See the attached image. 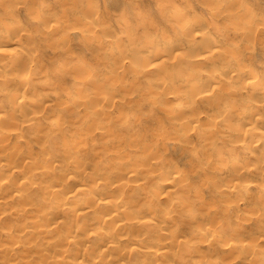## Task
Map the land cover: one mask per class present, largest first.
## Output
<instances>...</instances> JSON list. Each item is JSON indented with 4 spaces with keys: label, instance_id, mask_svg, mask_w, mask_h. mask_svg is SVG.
Returning a JSON list of instances; mask_svg holds the SVG:
<instances>
[{
    "label": "rangeland",
    "instance_id": "obj_1",
    "mask_svg": "<svg viewBox=\"0 0 264 264\" xmlns=\"http://www.w3.org/2000/svg\"><path fill=\"white\" fill-rule=\"evenodd\" d=\"M216 1L0 0V36L14 33V41L4 40L8 53L0 57L2 66L20 54L19 70L8 74L6 93L5 76L0 77L1 110L11 109L9 97H24L29 104L35 95L41 96L39 105L49 98L45 105L48 101L53 109L46 117L36 115L32 132L0 112V157L5 159L0 169V264H53L63 255L66 264H264V150H242L237 142L244 135L253 141L260 137H238L243 133L227 128L229 113L223 109L218 116L208 99L212 93L225 98L221 104L237 102V110L252 106L256 115L250 123L264 130V0ZM203 28L209 38L201 35ZM198 47L203 52L213 47L217 58L190 68L188 61L202 58ZM229 50L237 56H229ZM227 60L226 66L235 70L229 80L221 72ZM24 70L27 83L33 76L30 81L37 80L31 89L26 83L25 93L16 87V75ZM244 72V88L233 100L230 95L239 89L235 86ZM188 73L213 78L205 97L194 94ZM220 77L221 86H212ZM226 80L236 85L228 87ZM252 82L262 84L253 90ZM56 115L62 122L53 127ZM232 115V126L243 118ZM189 122L197 129L186 133ZM222 151L224 163L216 160ZM234 155L243 161L231 167ZM27 177L36 182L26 185ZM70 177L85 185L69 183ZM164 182L169 189L161 192ZM80 187L85 189L79 200L66 199L67 191ZM54 189L60 192L51 193ZM21 190L25 195L18 199ZM99 192L123 204L121 219L112 224L114 233L104 226L91 231L112 240L106 257L97 256L98 240L82 244L81 232L74 231L81 220L70 216L82 197L95 200ZM55 200L63 209L52 206ZM90 209L98 211L95 205ZM103 209L109 215L116 208ZM147 220L151 226L142 228ZM53 222L57 228L50 232L47 223ZM137 236L140 244H135ZM67 238L76 242L68 245ZM155 239L169 245L158 256L147 249L155 248Z\"/></svg>",
    "mask_w": 264,
    "mask_h": 264
},
{
    "label": "bare ground",
    "instance_id": "obj_2",
    "mask_svg": "<svg viewBox=\"0 0 264 264\" xmlns=\"http://www.w3.org/2000/svg\"><path fill=\"white\" fill-rule=\"evenodd\" d=\"M218 1V0H217ZM216 1V2H217ZM213 2V1H212ZM215 2V1H214ZM236 3V2H235ZM217 5V4H216ZM215 6V5H214ZM178 8L179 7H177V9H175V12L174 13H176L177 15H178ZM215 9V8H214ZM181 11V10H180ZM218 11V10H217ZM216 12V11H215ZM180 13V12H179ZM175 14V15H176ZM243 15V14H242ZM240 16V18L242 17L240 14L237 16V17H239ZM244 16V15H243ZM245 16H248V12H247V15H245ZM250 16V15H249ZM248 16V17H249ZM235 19V18H234ZM244 19H246V17H244ZM234 21V20H233ZM246 21V20H245ZM248 21V20H247ZM247 21L245 22V24H244V27H245V25H246V23H247ZM188 22V21H187ZM186 21H185V23H187ZM238 23H239V21H237ZM236 22V27L237 28H240L241 27V24H239L240 25V27L238 26V23ZM181 23V22H180ZM183 23V22H182ZM181 23V24H182ZM244 23V22H243ZM190 24V23H189ZM193 24H196V23H193ZM193 24H192V26H193ZM235 24V23H234ZM11 25V24H10ZM15 25V24H14ZM186 25V24H185ZM248 25H249V23L246 25L247 27L246 28H248ZM187 26V25H186ZM196 27V26H195ZM200 27V26H199ZM250 27V26H249ZM9 28V27H8ZM188 28H190L191 30H193V28H194V26L191 28V25H190V27H188ZM187 28V29H188ZM242 28V27H241ZM240 28V31L242 30ZM246 28H244L243 30H245ZM190 29H188V30H190ZM198 29V28H197ZM196 29V30H197ZM53 30H55V29H53ZM190 30V31H191ZM195 30V31H196ZM200 30V29H199ZM199 30H198V32H199ZM194 32V30L192 31V33ZM200 32H201V35L203 36V37H208L209 38V36H210V34H208V32H205L204 31V28L202 29V30H200ZM244 32V34H246V32L245 31H243ZM10 34V33H9ZM14 34V33H13ZM13 34H11L10 36L9 35H7L6 37L3 35V36H0V57L2 56V55H7V53H8V51H5L4 50V48H3V46L4 45H6V42L7 41H5V44H4V40L5 39H12V38H10L11 36H13ZM200 35V34H199ZM249 36H250V34H248ZM16 37V36H15ZM14 37V38H15ZM252 37V36H251ZM17 38V37H16ZM21 38V37H20ZM20 38H17V39H19L20 40ZM246 38L248 39V40H251V38L249 39L248 38V36H246ZM9 40V41H10ZM13 40V39H12ZM153 40V39H152ZM151 40V41H152ZM209 40V39H208ZM207 40V41H208ZM14 41V40H13ZM12 41V42H13ZM17 41V40H16ZM21 41V40H20ZM150 40H149V42L148 43H150L151 42ZM214 40H212V42H213ZM11 42V41H10ZM210 42H211V40H210ZM214 43V42H213ZM212 43V44H213ZM9 44H11V43H9ZM211 44V43H210ZM211 44V45H212ZM7 45H8V42H7ZM149 45V44H148ZM153 45V44H152ZM155 45V44H154ZM214 45V44H213ZM212 45V46H213ZM150 46V45H149ZM193 46V45H192ZM210 45L208 44V47H209ZM158 47V46H157ZM160 47V46H159ZM173 47V46H172ZM195 47H197V46H195ZM211 47V46H210ZM150 48V47H149ZM156 48V47H155ZM193 48V47H192ZM213 48V47H212ZM209 49V50H206L205 52H203V50H205V49H203V48H197V50H198V52H200V51H202L203 53H201V55H200V53H198L202 58H199L200 59V61H198V62H195V63H193V62H191L192 64H189V62L190 61H188V65L190 66V68L192 67V68H195V67H197V68H199L200 66H202V67H204V63L205 62H207L208 61V58H213V57H216V55L218 54V53H216V51H215V49ZM159 49V48H158ZM172 49V48H171ZM194 50H196V48H193ZM192 49V50H193ZM208 49V48H207ZM200 50V51H199ZM161 51V50H160ZM231 50H229V52H230ZM235 53H234V52ZM232 52H230V54H229V56H231V57H233L234 55H235V57L237 56V54H236V50H233ZM7 52V53H6ZM5 53V54H4ZM10 53H11V51H10ZM13 53V52H12ZM231 53H233V56L231 55ZM147 54H149V55H151L149 52L147 53ZM197 54V55H198ZM221 55H224L225 53L223 52V54L222 53H220ZM14 55V54H13ZM148 55V56H149ZM221 55H219V58H221ZM12 56V55H11ZM143 57H142V61H145V60H143V58H145L144 57V55H142ZM200 56H198V57H200ZM229 56L227 57L226 55H225V59L226 58H229ZM10 57V56H9ZM139 57H141V56H139ZM138 57V58H139ZM153 57V56H152ZM152 57H151V59H152ZM7 59H8V57H6ZM18 58H20V54L18 53V55H14V56H12V57H10V63H8L6 66H2V63L0 62V77H3V76H5L4 77V79H3V83H4V85H3V91H5L6 89H7V84H9V80L10 79H8L10 76H8V74H10V73H12V72H15V70H13L12 71V69L13 68H17L18 67ZM137 58V59H138ZM217 58V57H216ZM215 58V59H216ZM223 58V57H222ZM221 58V59H222ZM133 59H136V58H133ZM136 59V60H137ZM207 59V60H206ZM214 59V58H213ZM213 59H211V61L212 62H214L213 61ZM221 59H220V61H221ZM1 60V59H0ZM140 60V59H139ZM154 60H155V58H154ZM141 60L139 61V63L140 62H142ZM217 61H218V59H217ZM223 61V60H222ZM221 61V62H222ZM229 61H230V58H229ZM229 61L227 60V61H225V63H223L224 64V66L222 67V69H221V72H222V74H223V76L225 77V79H228L229 80V77H230V75H232L233 73H234V71L235 70H233V69H231V67L230 66H226V64L227 63H229ZM9 62V61H8ZM151 62H152V60H151ZM5 63V62H4ZM7 63V62H6ZM214 63H216V62H214ZM238 63H240V62H238ZM137 64V63H136ZM141 64V63H140ZM207 64H208V62H207ZM222 64V63H221ZM5 65V64H4ZM148 65V64H147ZM188 65H187V68H188ZM20 66V65H19ZM243 65L240 63L239 64V67H242ZM186 67V66H185ZM214 67H216L217 68V63H216V65L214 66ZM187 68H185V70H183V71H186L187 70ZM189 69V68H188ZM11 70V71H10ZM16 70H19L18 68L16 69ZM27 70H30V69H27ZM22 71V73H18V75H16L17 76V79L19 80V82H17L16 81V79H15V81L17 82V83H19V84H17V86L16 87H18L19 86V89H20V87H23V89H20V91L21 90H23V93H25V91L28 89V87H27V85H26V83H27V78H28V71ZM189 70H191V69H189ZM192 70H196V69H192ZM90 71V70H89ZM151 71V70H150ZM187 72V71H186ZM30 73V72H29ZM34 73V72H33ZM189 74V77H188V79H192L193 81H194V83H195V90H194V94L195 95H199L200 97H205L206 96V94H207V92L212 88L211 87V81H212V77H207L206 79H204L203 77H201V76H198L197 74H193V75H190V73H188ZM156 75V74H155ZM158 75V74H157ZM156 75V76H157ZM246 75V72H244V73H241L240 74V76H239V81L238 82H240V83H236V84H239V85H237V86H235V87H238L239 89L238 90H236L235 92L234 91H232V92H234L235 94H232V92L230 93V94H232V95H230V98L232 99V98H235V96H236V93L237 92H240V91H242V89L244 88V83H242L241 82V79H242V77H244ZM158 77V76H157ZM159 77H160V75H159ZM227 77V78H226ZM249 77L250 78H252V74H250L249 75ZM6 78V79H5ZM32 77H30V79H31ZM33 78H35L34 76H33ZM32 78V79H33ZM30 79H28V83H31V86H29V89H31V87L32 86H34V84H35V81H37L36 79H35V81H33L34 82V84L30 81ZM31 79V80H32ZM231 79H233V77L231 76ZM222 80H223V78L222 77H220L218 80H216V81H213L212 82V86H221V84H222ZM30 81V82H29ZM227 81V80H226ZM80 82V81H79ZM227 82H229V81H227ZM226 82V85L228 84ZM231 82H232V80L229 82V86L228 87H234L233 86V83L231 84ZM234 82V81H233ZM23 83V84H22ZM27 83V84H28ZM39 83V82H38ZM84 83V82H83ZM83 83H77V85H81V84H83ZM262 84V82L260 83V84H258V85H256V84H254L253 82L251 83V85H252V88H253V90H257V89H259L258 87H259V85H261ZM16 85V84H15ZM30 85V84H29ZM38 84L36 83V86H37ZM84 85V84H83ZM232 85V86H231ZM7 86V87H6ZM6 87V88H5ZM52 87V86H51ZM77 87V86H76ZM4 88H5V90H4ZM36 88V87H35ZM35 88H32V89H35ZM51 89H53V87L51 88ZM18 90V89H17ZM228 90V89H227ZM10 91V90H9ZM27 92V91H26ZM28 92H31L30 90L28 91ZM5 93H6V91H5ZM32 93L34 94L35 92H33L32 91ZM229 93V92H228ZM29 94V93H28ZM36 94V93H35ZM238 94V93H237ZM21 94L19 93V94H17V96H20ZM26 95V94H25ZM32 95V94H31ZM38 95V94H37ZM222 95H226L225 97H229V96H227V94L225 93H223ZM12 96V95H11ZM16 96V95H15ZM23 96V95H22ZM33 96V95H32ZM39 97H41L40 95H38ZM37 96V97H38ZM223 96V97H224ZM238 96V95H237ZM31 97V96H30ZM35 97V98H34ZM34 97H31L30 98V102H31V100H33V103H29L28 104V100H26L24 97H14L13 98V96L12 97H9V99L8 100H10V103L8 104V105H10L11 106V109H7V111H6V106H5V110L3 109V110H1V107H3L4 108V105H3V102H1V100H0V103H2V104H0V105H2V106H0V112L1 111H3V112H5V114L6 115H8V117H12V119H13V122H14V124H18V122H19V124H23V125H25L26 124V129L28 128V129H30L31 131H28V132H32V128H34L35 126V123H36V121H34V120H36V115L38 116L40 113H43L44 115H45V117L47 116L46 114H48V113H46V112H49V109H51L50 107H49V109H48V105L50 104L48 101L46 102V105H45V100H49V98L48 99H45L44 101H42L41 103H43L42 105L40 104L39 105V103H40V99H39V97H38V99H36L37 97H36V95L34 96ZM33 98V99H32ZM43 99V98H42ZM208 99H212V101H211V103H210V105L212 106V110L214 111V112H217L216 114L218 115V116H221V112H222V110L224 109V112L225 113H229V117H230V121L228 120L226 123H227V128L228 129H230V130H234V131H236L237 133L239 132V133H243V134H241V135H238V137L239 136H242V135H244V134H249V135H252V136H254V137H260V139L259 140H255V141H253V140H250V139H248V137L246 136V135H244L245 137H243L244 139H239V140H241V141H237L236 139V141L238 142V144L240 145V147L242 148V150H246V151H249V150H251L250 152H253V151H256V150H264V148L262 147L263 145H264V130L263 129H261V128H259V127H257V126H254V125H252L251 123H250V121L251 120H253V118H254V116L256 115V112H255V109H253V107L251 106V108H245V109H243V111L242 110H237V108H238V106L236 105L237 104V102H236V104H233V102H235V101H233L232 102V104L231 103H227V104H221V102H222V100L223 99H225V98H223V99H221V97L219 98L218 96H215L214 94H209L208 95ZM221 99V100H220ZM52 100V99H51ZM229 100V99H228ZM233 100H236V98L235 99H233ZM7 101V100H6ZM28 101V102H27ZM37 101V104L39 105H37V106H34V105H36V102ZM50 101V100H49ZM226 101H227V99H226ZM225 101V102H226ZM213 102V103H212ZM49 103V104H48ZM54 103V102H53ZM61 103H63V102H61ZM60 103V104H61ZM220 103V104H219ZM222 103H224V102H222ZM33 105L32 107H31V105ZM56 104H58V103H56ZM55 104V105H56ZM52 105V104H51ZM51 105H49V106H51ZM54 105V107H56ZM62 105V104H61ZM221 105H224V106H221ZM219 106H221V107H219ZM7 107H9V106H7ZM59 107V106H58ZM61 108H62V106H60ZM63 107H64V105H63ZM250 107V106H249ZM10 108V107H9ZM55 109V108H54ZM59 109V108H58ZM51 110H53V109H51ZM56 110V109H55ZM62 110H65V108H63ZM235 111V112H234ZM19 112V113H18ZM231 112V113H230ZM232 113H237V115H243V118H242V120H239V122H238V124H235L234 126H232V125H230L231 123H232V117H233V115H232ZM43 115V116H44ZM58 115V114H57ZM56 115V117H51L52 118V120H51V122L53 123V127H55L58 123L60 124L62 121H61V119L59 120V116H57ZM17 116V117H16ZM40 116V115H39ZM55 116V115H54ZM234 116H235V114H234ZM44 117V118H45ZM242 117V116H241ZM216 119V117H214V119H213V122H214V120ZM17 122H15V121ZM28 121V122H27ZM35 122V123H34ZM216 122H217V120H216ZM222 122H223V124H224V122H225V120H224V118H223V120L221 121V126H223L222 125ZM51 123V124H52ZM190 123V122H189ZM189 123H188V125H189ZM58 124V125H59ZM184 124H186V123H184ZM184 124H183V126H184ZM188 125L186 124V126H187V129L186 128H184L185 130H186V133H189L190 131H189V129H191V131L192 130H195V129H197L196 127H197V125H191V123H190V127L191 128H189L188 127ZM19 126H21V125H19ZM185 126V127H186ZM220 126V125H219ZM221 126H220V128H221ZM22 127V126H21ZM20 128V127H19ZM22 128H24V127H22ZM21 129V128H20ZM22 130V129H21ZM184 130V131H185ZM189 131V132H188ZM231 131V132H232ZM52 132H53V129H52ZM230 135V134H229ZM211 136H213V135H211ZM211 136H209V138L211 137ZM19 137V136H18ZM232 137V136H231ZM238 137H237V139H238ZM203 138H206L205 136H203ZM208 138V139H209ZM241 138V137H240ZM55 139V135L53 134V133H51L50 135H49V140L50 141H53ZM211 139V138H210ZM209 139V140H210ZM225 139V138H224ZM223 140V139H222ZM232 141H233V138H232ZM65 142L66 143H70V140L69 139H65ZM213 142L214 141H207V144L208 145H212L213 144ZM237 142H235L234 144H236ZM262 144V145H261ZM262 148V149H261ZM232 149V148H231ZM233 149H235V148H233ZM4 150V148L3 147H1L0 148V153H2V151ZM253 150V151H252ZM229 151H231V150H229ZM234 151V150H233ZM236 152V151H235ZM234 152V153H235ZM264 152V151H263ZM254 153V152H253ZM261 153V152H260ZM257 154V153H256ZM259 154V153H258ZM261 155V154H260ZM216 160L217 161H220V163H224L226 160H227V157H226V154H225V152H219L218 153V155H217V158H216ZM3 161H5V159L1 156L0 157V169H1V173H2V171L4 170V167H5V163L3 162ZM242 157L240 156V155H234V157H233V160H232V164H231V167H235V166H237V165H239V164H241L242 163ZM233 165V166H232ZM226 169H227V167H226ZM227 170H229V169H227ZM136 171V170H135ZM134 171V172H135ZM230 171V170H229ZM131 173V172H130ZM132 173H133V170H132ZM134 174V173H133ZM131 175V174H130ZM135 175V174H134ZM134 175H132V177L134 176ZM128 177H130V176H128ZM132 177H130V178H132ZM27 179H28V182L26 183L24 180H23V182L26 184V185H29V186H32L36 181L33 179V178H31V177H27ZM129 179V178H128ZM136 179V175H135V177H133L131 180H135ZM170 179V178H169ZM130 180V179H129ZM67 181L69 182V183H73V184H75V185H77V186H84L85 184H84V181L81 179V178H74V177H70V178H68L67 179ZM165 181V180H164ZM169 182V181H168ZM126 183V185H127V182H123V184H125ZM163 183V182H162ZM123 184L121 183L120 184V186H122V187H125L126 185H124L123 186ZM162 185V184H161ZM170 186H171V184H170ZM162 187V186H161ZM163 189L162 188H160V190H161V192H163L162 190H164L165 188H167V190L169 189L168 187H169V185H167V184H165V182H164V184H163ZM84 189H85V187H80V188H76V190L75 191H73L72 192V190L69 192V191H67L66 192V199L67 200H79L80 198H81V196L84 194ZM164 191H166V189L164 190ZM53 192H60L58 189H54V190H52L51 191V193H53ZM108 194H110V193H107V192H105V193H103V192H99V193H96V195H97V198L94 200V199H92V200H87V199H84L83 197H82V205L80 206V208H74L71 212H70V216L73 218V219H79V221L82 223V224H77L76 226H75V229H74V231L76 232V233H79V232H81V234L80 235H82L83 237H84V242H82V244H85V243H88V244H90L91 242H93V241H95V240H98V242H99V245H98V247H97V249H98V255L97 256H101V257H106L110 252H111V249H112V246H111V244H112V240H109V239H107L105 236H104V234H102V233H91V231L95 228V226H104V227H108V228H110L111 229V231H112V233H114V230H115V227L112 225L113 223H114V221H118V220H120L121 219V215H122V210H121V208L123 207V204H122V201H119V200H117V199H114V198H112V197H110V195H108ZM23 195H25V192H24V190H21V191H19V192H17L16 193V198H18V199H22V198H24V196ZM163 195V198H164V193L162 194ZM162 197V196H161ZM3 202L0 200V207L1 206H3ZM64 204L62 203V202H58L57 200H55L54 201V203H53V207L55 208V209H63V206ZM93 205H95L96 206V208L98 209V211L95 213V211H92L90 208L93 206ZM110 205H113L116 209H115V211H114V214H109L108 215V213L107 214H104V209L103 208H107V207H109ZM190 207V206H189ZM88 219H91V223H87V221H88ZM50 222V221H49ZM151 223H152V221L151 220H147V221H143L142 222V224H141V226H142V228H145V227H148V226H151ZM54 224V226H52L51 227V225H53ZM129 225H133V222H129L128 223ZM47 227L49 228L50 227V229H48V230H51L50 232H52V231H54V230H56V228H57V225H56V222H53L52 224H48L47 223ZM143 230V229H142ZM71 237H73V236H71ZM71 239V238H70ZM69 238H67V240H66V242L68 243V245H72L73 243H75L76 242V240H74V239H71L70 240ZM142 241V238H141V236H137L136 237V239H135V244H140V242ZM168 246L169 245H167L165 242H161L159 239H155L154 240V247L155 248H150V247H148L147 249H148V253H150V254H153V255H156V256H158L159 254H160V252L162 251V252H164V250L165 249H167L168 248ZM248 247L249 248H252L253 247V244H250V242H249V244H248ZM115 248V247H114ZM67 251H69V250H67ZM116 251L118 252V249H116ZM122 251L123 250H120V252L119 253H122ZM130 251H132V249L130 250ZM135 252H138V250H134ZM260 257L262 258V257H264V250H262V252H261V255H260ZM65 258V255H63V257L60 259V260H57V261H53L52 263L53 264H66V262L63 260ZM76 264H85L84 262H82V261H78ZM92 264H96V262H93Z\"/></svg>",
    "mask_w": 264,
    "mask_h": 264
}]
</instances>
